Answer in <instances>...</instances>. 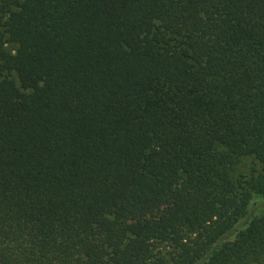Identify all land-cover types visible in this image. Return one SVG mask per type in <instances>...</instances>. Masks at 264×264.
I'll list each match as a JSON object with an SVG mask.
<instances>
[{"label": "trees", "instance_id": "16d2710c", "mask_svg": "<svg viewBox=\"0 0 264 264\" xmlns=\"http://www.w3.org/2000/svg\"><path fill=\"white\" fill-rule=\"evenodd\" d=\"M253 196L264 0H0V264H264Z\"/></svg>", "mask_w": 264, "mask_h": 264}, {"label": "rangeland", "instance_id": "374dc122", "mask_svg": "<svg viewBox=\"0 0 264 264\" xmlns=\"http://www.w3.org/2000/svg\"><path fill=\"white\" fill-rule=\"evenodd\" d=\"M7 48L11 50L13 48V45H7ZM264 209V197H258V196H253L247 210V214L245 215L244 218H242L238 225L237 229H242L245 226V223L247 220H249L251 217L258 215L262 210ZM231 238V237H230Z\"/></svg>", "mask_w": 264, "mask_h": 264}]
</instances>
